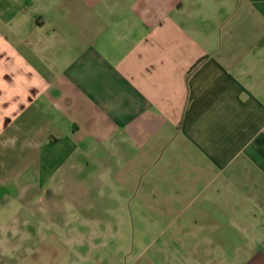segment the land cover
Segmentation results:
<instances>
[{
    "label": "crops",
    "instance_id": "crops-1",
    "mask_svg": "<svg viewBox=\"0 0 264 264\" xmlns=\"http://www.w3.org/2000/svg\"><path fill=\"white\" fill-rule=\"evenodd\" d=\"M84 166L16 264H264V0H0V204Z\"/></svg>",
    "mask_w": 264,
    "mask_h": 264
},
{
    "label": "rangeland",
    "instance_id": "rangeland-1",
    "mask_svg": "<svg viewBox=\"0 0 264 264\" xmlns=\"http://www.w3.org/2000/svg\"><path fill=\"white\" fill-rule=\"evenodd\" d=\"M85 165L89 162L84 161ZM88 167H83L82 172L78 174H67L65 183L55 188L44 189L43 195L47 198L45 201L36 202L30 205H20L17 203L0 204V247L3 245L2 241L11 240L16 248L13 251H0V259L3 263L14 262L23 263L28 256L27 247H40L44 242L48 243L50 238L42 236V232L49 230H56L63 220L71 223L73 228L74 216L78 213L83 216L91 213L99 214V217L105 213L106 205L92 206L90 200L94 198L106 199L107 190L100 181L105 183L106 174H99V179L94 176ZM99 180V181H98ZM97 189V187H99ZM49 198L53 201H49ZM82 200L87 204L73 205L70 202L73 200ZM94 208L93 211L91 208ZM97 207L99 210H97ZM116 226L118 222L115 223ZM142 227V226H141ZM130 228H140L136 221L130 222ZM17 230L16 236H11L10 231ZM29 230H36L38 235L31 236ZM233 238L231 239V241ZM51 241V240H50ZM234 242V241H233ZM245 244V238L243 239ZM122 245V243L120 244ZM233 253L228 250L226 257L232 260ZM25 264V263H24Z\"/></svg>",
    "mask_w": 264,
    "mask_h": 264
}]
</instances>
